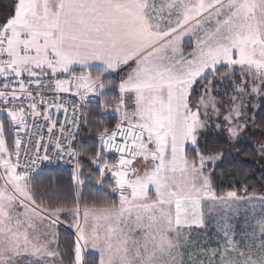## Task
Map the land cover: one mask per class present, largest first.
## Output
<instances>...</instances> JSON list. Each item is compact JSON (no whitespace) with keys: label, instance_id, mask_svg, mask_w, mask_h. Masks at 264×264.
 Listing matches in <instances>:
<instances>
[{"label":"snow or ice","instance_id":"6c2138e0","mask_svg":"<svg viewBox=\"0 0 264 264\" xmlns=\"http://www.w3.org/2000/svg\"><path fill=\"white\" fill-rule=\"evenodd\" d=\"M261 113L264 0H9L0 264H264V193L214 187ZM62 163L71 202L33 182Z\"/></svg>","mask_w":264,"mask_h":264},{"label":"trees","instance_id":"16d2710c","mask_svg":"<svg viewBox=\"0 0 264 264\" xmlns=\"http://www.w3.org/2000/svg\"><path fill=\"white\" fill-rule=\"evenodd\" d=\"M109 79H118V77L112 74V76H109ZM202 89L203 83L197 85L194 96H198ZM219 91L223 92V87H219ZM261 115H264V113H261ZM261 131V129L251 125L247 134L243 137L244 144H242L239 149L241 155L235 159L229 156L223 164L215 168L216 175L214 177V187L218 193L235 190L239 194H243L244 187L248 188L249 193H264V159H257V137L261 136L264 139V136L261 135ZM85 139L87 138L85 137ZM222 148L226 149L227 145H222ZM236 151L237 149H233L234 153ZM85 171H88L87 167H85ZM49 178L55 180L54 185H48L47 182ZM33 182H43L46 191L50 195L66 198L69 202L78 194L71 179L70 171H47L37 177ZM93 183L94 181L88 182L86 180V186L81 190L88 203H91L93 200L101 201L111 198L106 196L105 193L97 191L96 188L93 187ZM58 231L61 245H63L66 240L73 237V232L63 227H59Z\"/></svg>","mask_w":264,"mask_h":264},{"label":"rangeland","instance_id":"374dc122","mask_svg":"<svg viewBox=\"0 0 264 264\" xmlns=\"http://www.w3.org/2000/svg\"><path fill=\"white\" fill-rule=\"evenodd\" d=\"M8 2H9V0H0V18L3 17V15H4V10H5V6L7 5ZM250 128H251V125L249 126V129H250ZM249 129H248V130H249ZM257 142H258V149H259V147H260V143L264 142V139H263L261 136H258V137H257ZM257 159H258V160L261 159V155H260L259 151L257 152ZM62 219H63V217H62ZM59 227H63V228H65V229H67V230H70V231L74 232V229H73V228H70V227L68 226L67 221H65L64 223L60 224ZM209 229H210L212 232L215 231L214 223H212V224L209 225ZM73 234H74V233H73Z\"/></svg>","mask_w":264,"mask_h":264},{"label":"built area","instance_id":"2783aa9c","mask_svg":"<svg viewBox=\"0 0 264 264\" xmlns=\"http://www.w3.org/2000/svg\"><path fill=\"white\" fill-rule=\"evenodd\" d=\"M112 76V75H111ZM72 97L69 96V99H71ZM61 119H63V117H61ZM42 134L45 137V140L47 141L48 139V134L46 132V129H42ZM83 136V133L81 134ZM43 167V173L47 172V171H58V170H65V171H70L71 172V165L67 164V163H62L60 165L57 166H42Z\"/></svg>","mask_w":264,"mask_h":264},{"label":"crops","instance_id":"0c3cea01","mask_svg":"<svg viewBox=\"0 0 264 264\" xmlns=\"http://www.w3.org/2000/svg\"><path fill=\"white\" fill-rule=\"evenodd\" d=\"M186 40H187V38H185ZM189 47H191V45L190 44H186V48H189ZM115 76H116V74L115 73H113Z\"/></svg>","mask_w":264,"mask_h":264},{"label":"water","instance_id":"95a60500","mask_svg":"<svg viewBox=\"0 0 264 264\" xmlns=\"http://www.w3.org/2000/svg\"><path fill=\"white\" fill-rule=\"evenodd\" d=\"M74 233V232H73Z\"/></svg>","mask_w":264,"mask_h":264}]
</instances>
